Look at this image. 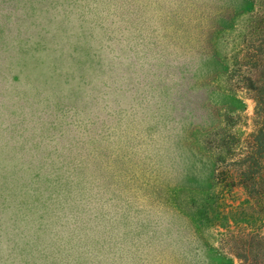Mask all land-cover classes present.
<instances>
[{"label": "rangeland", "instance_id": "374dc122", "mask_svg": "<svg viewBox=\"0 0 264 264\" xmlns=\"http://www.w3.org/2000/svg\"><path fill=\"white\" fill-rule=\"evenodd\" d=\"M0 0V264H41L50 138L109 32L159 54L90 131L111 143L96 210L124 264H264V201L238 178L261 126L264 0ZM6 5L8 7H6ZM139 102L138 108L133 105ZM113 104H117L113 101ZM100 187V185H96Z\"/></svg>", "mask_w": 264, "mask_h": 264}, {"label": "clouds", "instance_id": "9594fccd", "mask_svg": "<svg viewBox=\"0 0 264 264\" xmlns=\"http://www.w3.org/2000/svg\"><path fill=\"white\" fill-rule=\"evenodd\" d=\"M160 7L174 6L162 0ZM154 47L143 40L142 33L109 31L101 40L104 57L89 73L91 80L66 101L75 106L66 110L50 138L45 159L53 171L41 180L44 191L38 209L42 219L36 236L39 247L51 253L41 264H124L111 221L96 210L109 178L101 175L103 169L93 172L92 161L100 159L112 138L93 135L92 120L85 113L111 114L116 106L123 107L128 98L138 96V76L150 72L159 60ZM138 107L139 102L133 105Z\"/></svg>", "mask_w": 264, "mask_h": 264}, {"label": "trees", "instance_id": "16d2710c", "mask_svg": "<svg viewBox=\"0 0 264 264\" xmlns=\"http://www.w3.org/2000/svg\"><path fill=\"white\" fill-rule=\"evenodd\" d=\"M259 61V67L263 69L264 76V56ZM257 82V86H253L251 91L255 93L261 115V126L253 139L255 152L242 162L243 169L238 178L249 196L264 201V79Z\"/></svg>", "mask_w": 264, "mask_h": 264}]
</instances>
